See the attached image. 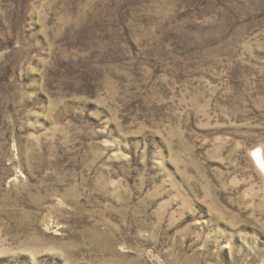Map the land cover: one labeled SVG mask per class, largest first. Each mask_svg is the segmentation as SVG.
<instances>
[{"label":"rangeland","instance_id":"rangeland-1","mask_svg":"<svg viewBox=\"0 0 264 264\" xmlns=\"http://www.w3.org/2000/svg\"><path fill=\"white\" fill-rule=\"evenodd\" d=\"M256 150L264 0H0V264H264Z\"/></svg>","mask_w":264,"mask_h":264},{"label":"bare ground","instance_id":"bare-ground-1","mask_svg":"<svg viewBox=\"0 0 264 264\" xmlns=\"http://www.w3.org/2000/svg\"><path fill=\"white\" fill-rule=\"evenodd\" d=\"M250 156L252 157L256 167L258 166V168L264 172V163L262 156L260 155V151L259 150L253 151Z\"/></svg>","mask_w":264,"mask_h":264}]
</instances>
